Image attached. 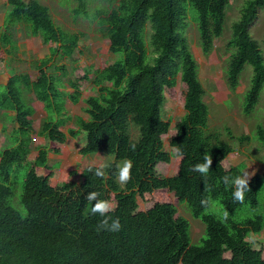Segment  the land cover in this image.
<instances>
[{
    "label": "trees",
    "instance_id": "trees-1",
    "mask_svg": "<svg viewBox=\"0 0 264 264\" xmlns=\"http://www.w3.org/2000/svg\"><path fill=\"white\" fill-rule=\"evenodd\" d=\"M77 2L76 15L85 14L92 2L105 3L106 8L95 9L94 19L117 60L95 73L80 70L79 76L66 84L59 72L66 68L54 60L60 54L71 58L79 50L80 37L59 27L49 8L37 0H7L0 52L6 46V52L18 53L19 43L13 37L24 26L32 36L43 38L50 54L33 62V77L13 73L7 84L0 83V117L12 113L9 118L16 125L14 145L1 152L0 264H264V247L255 250L250 241L252 235L264 230L260 202L264 174L250 180L243 202L233 200L234 189L226 187L222 178L242 174L244 166L226 168L225 160L233 148L221 141L219 134L208 132L206 93L183 36L185 18L190 15L201 49L210 55L215 39L224 34L226 11L233 0ZM260 10H264V0L245 3L225 50L231 90L239 85L246 65L254 70L244 97L247 115L255 111L264 92V57L250 34ZM178 77L186 87L180 96L185 116L177 123L170 146L182 149L184 155L176 175L161 177L157 166L172 158L163 140L171 129L162 119L164 92L166 88L175 90ZM83 83L91 84L97 95L88 100L89 120L78 118L68 131L72 137L87 133V144L80 150L83 163L79 171L64 176L60 186H53L54 166L49 164V155L63 152L67 135L62 128L70 119L64 116L65 103L80 101ZM29 94L46 112L39 127L35 125L36 109L26 99ZM132 126L139 130L136 140L132 139ZM37 137L46 140L44 146L36 148ZM255 138L264 146L261 124ZM241 141L250 140L246 136ZM34 150L38 155L29 161ZM205 151L213 157L206 178L192 171L203 161ZM97 154L114 159L103 178L94 175L97 166L84 158ZM126 158L133 161L132 177L121 187L116 164ZM91 191L113 202L111 215L120 218L119 232L96 231L101 217L91 214L92 203L84 199ZM161 193H173L178 204H187L191 216L201 220L205 226L201 245L191 243L190 223ZM205 198L218 201L220 208L205 209L201 205ZM139 200L150 207L139 211Z\"/></svg>",
    "mask_w": 264,
    "mask_h": 264
},
{
    "label": "rangeland",
    "instance_id": "rangeland-1",
    "mask_svg": "<svg viewBox=\"0 0 264 264\" xmlns=\"http://www.w3.org/2000/svg\"><path fill=\"white\" fill-rule=\"evenodd\" d=\"M37 1L49 8L54 22L59 27L69 34H76L80 37L79 50L75 51L71 58H66L60 54L54 60L56 65L63 64L65 66L66 71L59 72L66 84L69 80H74L76 76H79L80 70L95 73V71L116 62L117 54L110 50V42L103 37L100 24L94 19L95 9L106 8L105 3L92 2L88 4L90 8L85 14L76 15L74 9L78 7L77 0H68V3H64L63 0ZM247 1L249 0H233L227 8L224 34L221 38L215 39L214 48L210 55L206 56L203 53L196 24L192 23L190 15L185 18L186 26L183 29V36L189 43V51L193 54L198 64L199 78L206 93L204 100L210 110L208 132L210 134H219L220 140L228 143L234 149L232 155L225 160V167L244 165L243 173H251L253 175L252 179L257 175L264 174V146L255 138L258 126L261 124L264 127V92L262 91L255 111L247 115L244 112V97L252 83L254 70L252 66L246 65L239 85L235 90H231L226 78L229 55L225 51L232 34V26L240 18L241 10ZM6 2L7 0H0V26H3L9 10V5ZM148 29H150V25H148ZM250 34L258 42L264 57V10H260L258 20L251 27ZM14 38L19 43L18 53L17 51L6 52V46H2L3 52H0V83L3 85L8 82L13 73H25L33 77V74L36 73L33 69V62L42 60L49 55V45L43 42L41 36H32L27 27L22 26L14 34ZM147 39H149V36ZM76 67H79V70H76ZM176 85L174 91L166 88L164 92L166 100L162 108V119L171 124V129L169 135L165 136L163 140L165 150L172 155V158H170L168 164H159L157 166L156 170L161 177L176 175L181 163V159L176 158V150L170 146L171 138L177 133L176 125L185 116L184 104L181 103L180 96L186 87L180 82V77H178ZM82 87L84 88L83 95L77 104L70 101L65 103L64 116L70 119L67 120V125L62 128V132L67 135L63 152L60 156L49 155V164L55 168L53 170V186H60L64 176H67L71 171H79L80 165L83 163L80 150L87 144V133L81 131L76 137H72L68 131L76 125L78 118L89 120L87 112L89 108L88 100L91 96H96L97 92L92 89L91 84L83 83ZM26 99L36 109L34 118L37 124L35 125L39 127L46 117V112L39 103L33 101L32 94L27 95ZM9 116H13V114L7 113L0 117V153L14 145L12 134L16 125ZM131 135L132 139L136 140L139 135L138 128L132 126ZM246 136L249 137L250 141L241 142L240 139ZM45 143L46 140L43 137L35 139L36 148L44 146ZM37 154V150H34L28 160L33 161ZM84 158L85 161L89 162V165L92 164L97 167L100 164L114 161L112 157L106 154H97ZM20 176L21 174H18V177ZM160 195L167 201L170 200L176 204L178 214L190 223V233L192 232L191 243L193 245H201L205 238V226L201 220L191 216L192 214L189 213L187 204H178L173 193H161ZM214 202L216 206L213 209L220 208V203L218 201ZM260 202L263 205L262 207H264V190L260 193ZM138 204L139 211H145L150 207L142 200H139ZM203 233L204 235L199 241ZM250 241L255 250L263 248L264 230L258 236L252 235Z\"/></svg>",
    "mask_w": 264,
    "mask_h": 264
},
{
    "label": "clouds",
    "instance_id": "clouds-1",
    "mask_svg": "<svg viewBox=\"0 0 264 264\" xmlns=\"http://www.w3.org/2000/svg\"><path fill=\"white\" fill-rule=\"evenodd\" d=\"M149 34H151V33H149ZM49 54H50V51H49ZM67 90H69V89H67ZM208 128H209V125H208ZM241 139H240V141H241ZM132 148H133V150H135V145H132ZM175 150H176V158L182 159L183 155H184L182 149L177 148ZM233 151H234V149H233ZM232 153L229 156H231ZM0 155H1V153H0ZM57 156H60V155H57ZM0 161H1V158H0ZM212 164H213L212 155L209 152L205 151L203 154V161L201 163L195 164L192 168V171L198 172L201 174L202 177L206 178L209 171L211 170ZM50 166H52V165H50ZM109 167H111V164H109V163L100 164L95 169L94 175L97 177L103 178L106 175V170ZM132 168H133V161L130 158H126L121 163L116 164L117 180H118L119 184L123 185L121 187H124V185H126L131 180ZM244 168H245V166H244ZM53 170H55V168ZM90 171H91V169H90ZM43 172H44V170L42 169L40 171V173H43ZM252 176L253 175L251 173L244 172V173L237 175L235 177H229L226 175L222 178L223 183L225 184L226 187H232L234 189L233 193H232L234 201H236V202H243L244 201L245 193L250 191L249 182H250V179ZM84 199L86 201L92 203L91 214H93V215L99 214V216L101 217V219L98 221V223L96 225V231L97 232L104 231V232H109V233H115V232H119L121 230L122 225L120 222V218L119 217H113L111 215V213L114 212V204L110 199L100 198V193L97 191L88 192L84 196ZM201 205L205 209H211V208L216 206L214 201L207 199V198L201 200ZM223 215H224V218L227 219V217H228L227 210L224 211Z\"/></svg>",
    "mask_w": 264,
    "mask_h": 264
},
{
    "label": "crops",
    "instance_id": "crops-1",
    "mask_svg": "<svg viewBox=\"0 0 264 264\" xmlns=\"http://www.w3.org/2000/svg\"><path fill=\"white\" fill-rule=\"evenodd\" d=\"M4 1H6V0H4ZM7 3V2H6Z\"/></svg>",
    "mask_w": 264,
    "mask_h": 264
}]
</instances>
